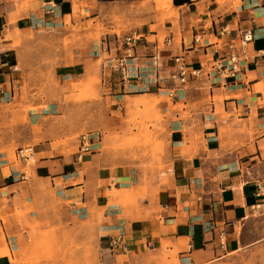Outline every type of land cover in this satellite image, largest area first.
<instances>
[{
	"label": "crops",
	"instance_id": "crops-1",
	"mask_svg": "<svg viewBox=\"0 0 264 264\" xmlns=\"http://www.w3.org/2000/svg\"><path fill=\"white\" fill-rule=\"evenodd\" d=\"M79 1L92 20L98 5L123 0H0V161L6 160L0 163V263L16 235L24 234L20 223L29 214L18 221L24 203L40 210L43 192L47 200L52 191L61 215L95 226L102 264H144L143 256L161 250L173 254L176 264H258L264 251V0H239L234 9L230 0H174L178 16L166 26L163 48L143 33L126 83L114 61L120 50L107 51L105 88L114 95L108 98L123 99L116 96L120 92L157 96L173 88L174 57L196 68L223 55L239 32L253 34L236 79L192 80L183 97L172 100L183 107L166 109L169 145L145 180L124 163L110 162L113 154H98L100 142L91 154L53 148L55 133L43 117L57 114V103L23 111L52 100L42 96L44 81L53 77L60 87L69 86L84 73L81 51L66 56L61 45L51 50L48 44L59 43L69 25L81 22L75 16ZM29 144H35L34 166L19 181L27 164L14 156ZM118 232L124 247L111 253L109 237Z\"/></svg>",
	"mask_w": 264,
	"mask_h": 264
},
{
	"label": "rangeland",
	"instance_id": "rangeland-1",
	"mask_svg": "<svg viewBox=\"0 0 264 264\" xmlns=\"http://www.w3.org/2000/svg\"><path fill=\"white\" fill-rule=\"evenodd\" d=\"M174 0H123L114 4L98 5L97 18L90 19L89 12L80 1L75 5V16L81 19L74 26H68L67 34L59 41H50L51 50L61 45L66 56L73 57V50L81 51L79 58L85 60V70L80 79L69 86L60 87L51 77L43 82L47 91L39 100L38 106L29 105L23 111H38L50 104L59 105L58 113L43 117L46 129L55 133L52 147H61L67 153L77 150L78 138L82 134L98 133L100 149L98 154H113L109 161H120L127 167L137 170L142 179L149 177L159 157L169 145V118L166 109L175 111L183 107L182 101L172 106V100L160 91L157 96L145 93L135 98V94L125 95L123 99L113 100L106 88L107 51L115 52L121 48L116 41L123 36L138 31L148 33L147 40H158L160 48L167 37L166 26L172 24L178 13L174 9ZM239 0H230V9H234ZM68 23V17H67ZM157 34L156 37L151 36ZM58 51V50H57ZM50 58V62L55 60ZM118 94V95H117ZM264 95V91H263ZM130 96V97H129ZM142 100L141 104H124L126 99ZM20 101L16 100L15 104ZM132 101V100H131ZM156 104V105H154ZM35 144L26 146L34 147ZM25 147V146H24ZM13 159V158H12ZM34 163H27L31 173ZM28 174V175H29ZM43 208L36 210L28 204L22 206L21 214H29L22 221L16 244L3 252L6 260L2 264H102L99 254L98 233L89 219L76 216L66 218L61 215V202L49 193ZM36 217L31 218V214ZM258 264H264V251L257 255ZM144 259V260H143ZM144 264H176L175 256L166 251L148 252L142 257ZM1 264V263H0ZM138 264V263H137ZM246 264V263H245Z\"/></svg>",
	"mask_w": 264,
	"mask_h": 264
},
{
	"label": "built area",
	"instance_id": "built-area-1",
	"mask_svg": "<svg viewBox=\"0 0 264 264\" xmlns=\"http://www.w3.org/2000/svg\"><path fill=\"white\" fill-rule=\"evenodd\" d=\"M222 33L229 34L228 31ZM144 39L141 32L133 31L116 41L120 44V54L114 58L117 66L120 81L126 83L132 79L131 66L129 61L134 58L135 48ZM235 41H230L225 45L223 55H215L211 60L199 67L193 68L189 66L182 57L177 56L172 59L173 69L169 76V80L173 84V88L164 90L165 94L173 99H180L186 90V86L192 80H219L222 84H226L228 80L237 78L242 69L244 60V48L253 40V34L250 30H244L237 34ZM195 42H198L197 40ZM241 51V53H239ZM109 61V59H108ZM163 91V90H162ZM98 133L82 134L78 138V151L83 154H91L92 150L100 141ZM34 149L32 146L19 148L14 156V162L27 164L34 161ZM6 161V160H5ZM4 160L0 163H4ZM18 172H15L16 174ZM13 174V175H14ZM19 181H25L28 178L27 169H23L18 173ZM124 247L123 234L118 232L109 237V250L111 253H117Z\"/></svg>",
	"mask_w": 264,
	"mask_h": 264
},
{
	"label": "bare ground",
	"instance_id": "bare-ground-1",
	"mask_svg": "<svg viewBox=\"0 0 264 264\" xmlns=\"http://www.w3.org/2000/svg\"><path fill=\"white\" fill-rule=\"evenodd\" d=\"M32 163V162H31Z\"/></svg>",
	"mask_w": 264,
	"mask_h": 264
}]
</instances>
